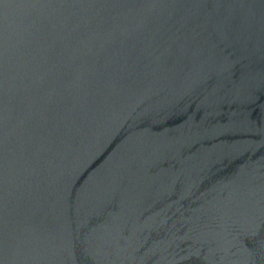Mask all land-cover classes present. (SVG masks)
Returning a JSON list of instances; mask_svg holds the SVG:
<instances>
[{
  "label": "water",
  "instance_id": "obj_1",
  "mask_svg": "<svg viewBox=\"0 0 264 264\" xmlns=\"http://www.w3.org/2000/svg\"><path fill=\"white\" fill-rule=\"evenodd\" d=\"M0 264H264V0H0Z\"/></svg>",
  "mask_w": 264,
  "mask_h": 264
}]
</instances>
